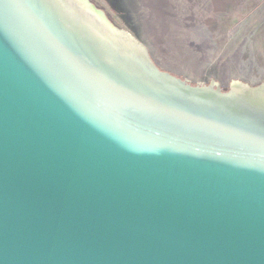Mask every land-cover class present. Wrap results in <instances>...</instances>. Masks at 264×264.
I'll use <instances>...</instances> for the list:
<instances>
[{
  "label": "water",
  "instance_id": "obj_1",
  "mask_svg": "<svg viewBox=\"0 0 264 264\" xmlns=\"http://www.w3.org/2000/svg\"><path fill=\"white\" fill-rule=\"evenodd\" d=\"M0 264H264V0H0Z\"/></svg>",
  "mask_w": 264,
  "mask_h": 264
}]
</instances>
